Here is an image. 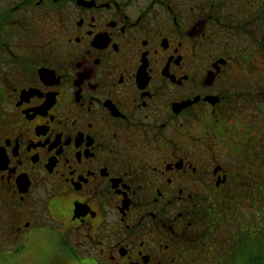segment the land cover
<instances>
[{
    "label": "flooded vegetation",
    "instance_id": "obj_1",
    "mask_svg": "<svg viewBox=\"0 0 264 264\" xmlns=\"http://www.w3.org/2000/svg\"><path fill=\"white\" fill-rule=\"evenodd\" d=\"M254 59L264 0H0V263L239 264Z\"/></svg>",
    "mask_w": 264,
    "mask_h": 264
},
{
    "label": "rangeland",
    "instance_id": "obj_2",
    "mask_svg": "<svg viewBox=\"0 0 264 264\" xmlns=\"http://www.w3.org/2000/svg\"><path fill=\"white\" fill-rule=\"evenodd\" d=\"M254 64L255 66H264V60L254 59ZM249 195L252 197V200L250 202H253L254 206L257 208L261 204L259 203L260 199L257 197V195L253 196L252 192H250ZM256 203H259V205L258 204L256 205ZM239 205H240L239 210L243 212L241 213V215L242 216L245 215V217L240 219L238 226L242 227L243 229V230L241 229L242 231L255 232V235L253 236V242H251L252 248L251 249L248 248L249 250H251V254H254L255 246H258L259 243H263L264 245V220L261 217H259V213L254 211L255 214L252 213L253 216H251L253 220L255 221L254 223L253 220L248 219L246 216V215H249L248 217H250L251 215L250 211H252V207H250V205L247 204L246 202H239ZM263 218H264V215H263ZM41 253H42L41 250L37 251L38 259H40ZM0 264H10V263L6 262V263H0ZM29 264H41V262H29Z\"/></svg>",
    "mask_w": 264,
    "mask_h": 264
},
{
    "label": "trees",
    "instance_id": "obj_3",
    "mask_svg": "<svg viewBox=\"0 0 264 264\" xmlns=\"http://www.w3.org/2000/svg\"><path fill=\"white\" fill-rule=\"evenodd\" d=\"M254 195H257V197L260 199L259 203L261 204L259 205V203H256V205L258 204L259 206L257 208L256 207L252 208V211H250L251 213L250 217L253 216V214H255L254 213L255 211L259 213V217H261L264 220L263 218V215H264V187H259L258 189H256ZM246 216H249V215H246ZM250 220H253V218ZM253 222L255 223L254 220ZM254 250H255L254 254H251V250L248 249L246 243L239 244L235 251L236 252L235 259L238 261H241V262H238L239 264H264V245L263 243H259L258 246H255ZM250 254L252 255V259H251L252 262H249Z\"/></svg>",
    "mask_w": 264,
    "mask_h": 264
}]
</instances>
